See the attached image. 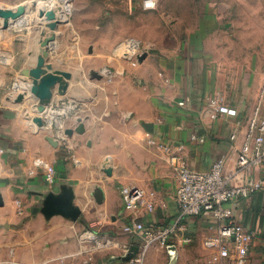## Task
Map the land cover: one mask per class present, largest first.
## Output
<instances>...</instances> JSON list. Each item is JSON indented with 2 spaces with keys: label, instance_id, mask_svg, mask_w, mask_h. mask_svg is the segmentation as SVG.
<instances>
[{
  "label": "rangeland",
  "instance_id": "obj_1",
  "mask_svg": "<svg viewBox=\"0 0 264 264\" xmlns=\"http://www.w3.org/2000/svg\"><path fill=\"white\" fill-rule=\"evenodd\" d=\"M53 1L62 6L61 0ZM71 1L70 25L58 24L53 36L58 50L54 51L51 49L53 33L36 22L38 9L48 0H0V21L3 13L21 6L30 4V11H33L21 15L22 27L12 24L5 29L0 22V114L7 116L0 123L1 130L10 129L16 120L22 121L41 135L48 146L57 148L66 144L64 155L60 157L77 168L79 163L82 167L87 165L88 178L93 179L90 168L94 170L95 160H98L104 177L117 176L113 171V159L109 156L95 158L92 155L95 141L89 142L87 137L96 138L97 133L93 135L91 130L92 122L99 124L102 118L118 115L119 104L128 103L126 92L133 91L132 87L125 82L117 84L116 80H109L100 74V70L117 64L113 57V52L116 55L114 47L129 38L153 48L146 64L166 58L168 53H176L182 60L194 63L195 51L205 49L204 52L211 56L208 66L214 64L211 78L214 89L221 88L231 100L244 104L245 117L259 110L264 118V101L258 96L264 79V0H160L156 11L141 9L139 0ZM14 20H18L17 16ZM40 60H43L42 65ZM119 63L121 66L126 64ZM62 73L70 74L71 78H64ZM50 76H56L60 81L52 88V98L40 101L34 94L33 85ZM119 115L129 117L126 113ZM79 121L86 125L83 134L75 132ZM70 129L74 130L72 135L66 133ZM144 136L147 138L146 134ZM146 145L153 149L147 140ZM0 146L5 148L6 142L1 141ZM4 156L0 150V216L4 218L0 223V264H66L71 258L96 261L122 254L121 243L130 237L126 235L125 227L109 236L98 235L102 239H116L113 248H98L88 238L91 237L89 234L96 233L95 228L84 220V212H89L91 204L100 195L93 180L88 181L84 192H79L73 183L67 182L66 176L56 178L54 173L52 183L45 181L51 186L50 192L35 212L25 216L24 209L20 210L15 202L11 207L6 200L4 190H8L10 179ZM127 159L129 168L131 164L135 170L143 167L136 159ZM45 161L56 170L55 164ZM33 170L32 173L39 172L45 180L44 167L33 164ZM140 174L135 171V176ZM119 177L123 203L125 189L144 192L137 180L127 178V173ZM124 208L127 210L125 204ZM56 223L72 235L70 239L78 241L75 249L53 251L51 237L56 231ZM36 224L45 227L40 237L30 234L33 232L29 230L30 226ZM21 233L28 234L27 240L24 237L20 241ZM38 238L47 240H42L45 243L36 254L40 243L34 241ZM67 241L68 237H63L58 243ZM153 250V255L146 256L144 264H237L234 257L224 260L213 255L208 260L198 261L196 254L178 251L173 245H156ZM257 264H264V260Z\"/></svg>",
  "mask_w": 264,
  "mask_h": 264
},
{
  "label": "crops",
  "instance_id": "obj_2",
  "mask_svg": "<svg viewBox=\"0 0 264 264\" xmlns=\"http://www.w3.org/2000/svg\"><path fill=\"white\" fill-rule=\"evenodd\" d=\"M145 48L149 50V54L136 67L113 52L117 63L109 68L113 72V80H116L117 84L125 82L124 84L130 85L133 91L127 90L128 103L119 104L118 115L102 118L99 124L92 122L91 130L94 131L93 135L97 133L96 138L87 137L89 142L95 141L92 150L95 158L109 156L113 159V171L117 176L104 177L98 160H95L94 170L90 168V172L94 174L93 179L88 178L87 165L82 167L79 163L77 168L60 157L64 155L66 144H60L57 148L50 147L30 126L16 120L12 122L10 129H0V142H6L5 148L0 146V150L5 155L10 179L8 190H4L6 200L11 207L14 202L15 205L20 202L25 216L38 209L42 199L51 189L39 172L32 173L34 161L43 158L55 164L56 178L66 176L67 182L73 183L79 192H84L88 181L93 180L92 184L100 195L96 197L95 203L91 204L89 212H84V220L89 222L90 227L95 228L93 231L99 236L119 233L126 225L133 223H142L146 227L157 229L175 226L176 232L171 235L168 245H173L178 251L196 254L198 261L208 260L212 255L222 259L204 244L208 237L214 235L218 223L208 214L181 216L176 201L178 182L168 163V153L162 145L170 148L172 153L180 155L193 170L199 172L210 170L213 162L224 157L225 173L228 175L236 169L238 147L252 114L245 117L244 104H238L236 101L235 103L225 90L214 89V82L211 81L214 64L208 66L211 56L204 52L205 49L195 51L194 63L188 59L182 60L176 53H168L166 58L146 64L153 48L147 45ZM119 62L126 64L121 66L122 63ZM104 70L105 68L100 70L103 76ZM263 82L264 79L262 84ZM217 91L225 94L229 105L238 110L239 118L213 121L201 114L204 100ZM120 113H126L129 117L123 118ZM5 118L7 116L0 114V123H3ZM146 133H150L158 142L157 146H152V150L146 145ZM233 134L239 136L236 142L230 140ZM192 136H197L198 139L192 140ZM152 155L156 157L152 158ZM127 158H134L141 163V170H135L132 164L129 168ZM135 171L141 174L135 176ZM123 173H127V178L130 176L129 180H137L140 188L144 190L143 206L132 210L124 208L119 192V175ZM254 174L256 180L264 179L262 170H256ZM247 181L248 178L240 173L231 185L244 184ZM149 205L153 206L152 210L148 208ZM230 207L233 211V221L253 234L247 263L257 264L264 260V195L255 194L246 200L236 201ZM3 220L0 216V223ZM61 229L56 223V231L54 230L51 237L54 242L53 251L75 249L78 241L70 239L72 235L69 236ZM29 230L33 231L30 234L40 237L45 227L36 224L30 226ZM24 237L27 240L29 236L21 233L20 241ZM63 237H68L67 243H58ZM185 238L191 239V242L185 243ZM42 240L44 239L38 238L34 241L40 243L36 254L47 239L43 243ZM128 242L139 245L142 240L139 237H129L125 239V243ZM153 249L154 247L146 252L145 259L146 256L148 258L153 255ZM97 259L100 263L105 262V258ZM82 261L80 258H71L66 264H78Z\"/></svg>",
  "mask_w": 264,
  "mask_h": 264
},
{
  "label": "built area",
  "instance_id": "obj_3",
  "mask_svg": "<svg viewBox=\"0 0 264 264\" xmlns=\"http://www.w3.org/2000/svg\"><path fill=\"white\" fill-rule=\"evenodd\" d=\"M159 3L160 0H139V7L147 11H156ZM115 52L131 62L133 67L141 64L149 54V50L143 43L134 38L120 42ZM103 74L109 80L113 79L111 70L105 69ZM260 100L264 101V82L261 87ZM201 114L213 121L240 117L238 110L229 105L227 97L220 91L214 92L204 100ZM146 136L150 146H157L156 138L150 133H146ZM196 139H198L197 136H192V140ZM238 139V134H233L230 138L232 142ZM162 147L168 153V163L178 182L176 201L181 216L210 215L218 225L214 235L205 240V247L210 251H215L222 259L234 257L237 264H247L253 234L233 221V211L230 205L239 200H246L255 194L264 195V179L256 180L254 177L256 170H262L264 173V118L260 116L259 110L249 119L238 147L236 169L228 175L225 173L226 160L224 157L213 162L210 170L199 172L193 170L180 155L172 153L170 148L163 145ZM34 165L44 167L45 181L53 182L55 171L51 166L45 167L42 159L35 160ZM240 173H243L248 181L244 184L231 185ZM123 195L127 210L145 204L144 195L138 189H125ZM16 205L22 210L20 202H16ZM148 208L152 210L153 206L149 205ZM125 232L130 237H139L142 240L141 244L136 246L132 242L121 243L122 254L120 256H107L104 263L90 258L78 264H144L146 252L156 245H168L171 235L176 232V227L157 229L146 227L142 223H133L125 226ZM89 235L93 236V242L98 248H113L116 245V239L113 237L102 239L98 237V234ZM184 242L190 243L191 239L185 238ZM133 247L139 248L136 256L127 261L117 260L118 257L129 253Z\"/></svg>",
  "mask_w": 264,
  "mask_h": 264
},
{
  "label": "bare ground",
  "instance_id": "obj_4",
  "mask_svg": "<svg viewBox=\"0 0 264 264\" xmlns=\"http://www.w3.org/2000/svg\"><path fill=\"white\" fill-rule=\"evenodd\" d=\"M32 1V0H31ZM62 2V6H60V5H55L54 4V1L53 0H48V3H46V4H43L42 5V7L41 8H43V9H38V16L40 17H38L37 15V17H38V19H37V21L36 22H38L39 24H41L42 26H43V28L45 29V28H48L49 30H50V32H52L53 34H52V42H51V46H52V48L51 49H53L54 51H57L58 49H57V44H56V42H55V38L53 37V36H55L54 35V33H55V31H56V28H57V26H58V24L60 23V22H64L65 24H67V25H70V16H71V14H72V10H73V4H72V1L71 0H61ZM30 2V1H29ZM40 2V1H39ZM42 2V1H41ZM46 2V1H45ZM44 2V3H45ZM31 3V2H30ZM33 6V5H32ZM31 6H30V4L27 6V7H23V6H21V7H18L17 9L15 8V9H13V10H10L9 12H5V13H3L2 15H1V23L3 22V27L5 28V29H7V28H9L10 27V25L12 26V24H15V26H18V27H22V26H24V21H22V20H19V18L21 17V15L23 14V13H28V12H30L31 14H32V12L33 11H30V9L32 8H30ZM34 7V6H33ZM40 7V6H39ZM55 10V11H54ZM40 12H43V16H40L39 15V13ZM44 12L46 13V15L44 16ZM64 14L62 17L61 16H59V14ZM34 15H35V13H34ZM16 16H17V18H18V20L16 21V20H14L15 18H16ZM29 17V16H28ZM10 18H11V20H12V22L10 21ZM31 18V17H30ZM30 20V19H29ZM28 20V21H29ZM27 22V21H26ZM17 24V25H16ZM2 25V24H1ZM38 25V24H37ZM39 26V25H38ZM43 32H46V31H43ZM47 34H48V32H47ZM55 39V40H54ZM49 42V41H48ZM30 85V84H29ZM38 85L39 84H34L33 86H34V94H35V96L38 98ZM17 87V86H16ZM62 87V86H61ZM33 88V87H32ZM18 90V89H17ZM60 90V93H61V89H59ZM52 89H51V95H50V97L48 98V99H51L52 98ZM59 93V92H58ZM50 125V124H49ZM43 161V163H44V166L45 167H48L49 166V164L45 161V160H42ZM90 240H94L92 237H88Z\"/></svg>",
  "mask_w": 264,
  "mask_h": 264
},
{
  "label": "water",
  "instance_id": "obj_5",
  "mask_svg": "<svg viewBox=\"0 0 264 264\" xmlns=\"http://www.w3.org/2000/svg\"><path fill=\"white\" fill-rule=\"evenodd\" d=\"M40 16H43V12L39 13ZM47 56V55H46ZM43 64V60H40V65ZM62 76L66 79H70L71 75L68 73H62ZM59 78L56 76H50L46 79H42L38 85V99L40 101H45L48 100V98L51 95V89L53 87H55L58 83H59ZM65 89L66 86H65ZM86 128H85V124L82 121H79L78 126L75 128V132L77 134H83L85 133ZM69 135H72L74 133V130H67L66 132ZM50 141V143H52L54 146H56L57 144L55 142H53L51 139H48ZM139 248L138 247H133L129 253L125 254L122 257H118L117 260H122V261H127L131 258H133L134 256H136V254L138 253Z\"/></svg>",
  "mask_w": 264,
  "mask_h": 264
}]
</instances>
